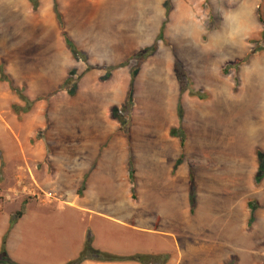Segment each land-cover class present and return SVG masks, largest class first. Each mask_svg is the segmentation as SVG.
Instances as JSON below:
<instances>
[{
	"label": "crops",
	"instance_id": "1",
	"mask_svg": "<svg viewBox=\"0 0 264 264\" xmlns=\"http://www.w3.org/2000/svg\"><path fill=\"white\" fill-rule=\"evenodd\" d=\"M56 1L63 25L54 10L55 0H37L36 10L32 0H0V65H4L14 84L24 89L28 98L39 99L19 122L11 104L23 102L13 95L9 84L0 79V134L9 136L16 143L10 155L11 161L14 157L21 161L24 209L12 228L9 227L14 214H0L3 219L0 249L8 233L7 252L16 264H66L79 255L82 244L78 242L74 246L68 238L62 242V250L44 262L30 261L16 251L35 236V228L49 231L53 227L63 230V227L71 226V213H66L60 203L88 218L96 213L109 218L114 215L126 217L127 214L135 218L146 203L151 214L146 213L145 218H155L158 224L164 218L190 221L197 216L198 209L196 199L194 206L191 203V179L197 195V187L201 192L206 187L213 188L216 180L222 177L214 173L213 166L217 165L214 162L202 169L206 164L190 157L191 148L198 144V137L195 144L192 143L194 129L209 117L224 115L228 121L227 114L238 106L247 110L249 105L251 108L259 105L262 114L257 116L250 132L254 136L256 131H264V52L253 56L238 69L233 67L235 70H229L228 74L223 73V64L233 60L230 56L222 59L219 55L214 65L196 74L188 70L173 43L175 36L172 38L168 33L169 26L176 28L181 48L187 43H196L207 51L218 50L219 54L223 47H230L232 43L237 45L241 36L244 54L238 59L245 58L251 50L248 38L262 30L257 21L259 0H229L233 4L224 13V33L219 24L208 34L202 28L206 12L201 3L198 2L196 8L177 5L167 17L165 0H155L153 20L158 23L155 37L153 33H147L153 0L143 4L139 1L133 8L128 4L131 0ZM219 4L221 0H214V13L222 12L218 10ZM129 20L132 29L126 26ZM163 25L164 40L158 42L156 52L141 64L134 79V103L126 131L111 114V109L122 107L127 99L131 68L136 62L133 55L152 46ZM126 28L129 29L127 38ZM63 32L86 53V62L74 58ZM176 62H180L188 79L185 90H182L175 70ZM88 65L93 68L87 70ZM71 71L76 78L73 95L61 89ZM140 88L143 93L138 92ZM64 106L70 109L68 118L72 125H79L80 130L87 133L85 136L92 139L81 151L92 156L84 165L80 161L77 168L70 170L61 164L54 165L55 158L50 152L53 122L56 118H67L61 113ZM40 131L44 132L43 138L31 144V139ZM258 150L264 152V138L255 140L250 150L251 167L246 180L249 192L243 196L247 199L242 204L249 212L247 217L251 209L246 204L264 185V179L258 185L255 183ZM0 161L2 169V156ZM131 164L135 170L134 179L131 178ZM59 168L64 170L59 171ZM82 185L84 189L79 194ZM257 201L264 207V203ZM109 212L113 216L108 215ZM65 215L67 219L59 220L58 217ZM85 235L83 230L82 237ZM146 253L153 251L149 249ZM81 264L140 263L85 260Z\"/></svg>",
	"mask_w": 264,
	"mask_h": 264
},
{
	"label": "rangeland",
	"instance_id": "2",
	"mask_svg": "<svg viewBox=\"0 0 264 264\" xmlns=\"http://www.w3.org/2000/svg\"><path fill=\"white\" fill-rule=\"evenodd\" d=\"M139 1L143 4L144 2L150 3L152 0H131L128 4L131 8L137 7ZM168 1L171 10L177 8V5L186 4L196 8L197 3H201L206 12V22L202 28L204 33L207 34L213 32L219 24L222 25L224 33L226 24L223 19L224 13L227 12V7L233 4L230 3L231 0H221L218 10L222 12L215 11L214 13V0H165L166 9ZM155 5L156 1L153 0L149 16V18L152 16L149 25L150 31L147 32L153 33V37L158 31L157 20L156 23L153 20ZM260 5L264 13V0L258 1L257 10ZM257 21L260 23L259 19ZM260 24L262 30L255 32L248 38L251 50L242 59H238L244 54L242 52L243 42L241 36H239L237 45L232 43L230 47H223L222 52L219 54L218 50L207 51L196 43H187L185 47L181 48V42L177 39L176 28L169 26L168 33L172 38L175 36L173 41L175 48L179 55L183 56L186 67L191 73H203L207 68L214 65L216 58L221 55L222 59L230 56L233 60V63L223 64V73L228 74L229 70L238 69L243 63L249 62L253 56L264 52V25ZM126 26L132 29V21L129 20ZM128 32L129 29L126 28L124 32L126 38ZM178 37L180 38L179 35ZM159 41H157V47ZM259 47H263V49L258 50ZM212 51H215V54L206 53ZM241 60H243L242 64L238 67L234 66L237 61ZM262 81L264 82V80ZM138 92L143 93V88H140ZM12 93L19 98L16 93ZM23 94L25 95L24 89ZM30 100L33 101V104L28 112L33 109L35 102L39 99ZM22 102L23 104H12L25 107L26 102ZM12 104L11 110L17 116V120L21 122L22 116L26 113L16 114L12 109ZM248 108L246 110V107L238 106L237 109L227 114L228 121H225L224 115L220 118L217 116L203 119L200 126L194 129L192 143L194 145L195 138L198 137V144L191 148L190 157L195 160H202L206 164L202 166V169H206L208 164L214 162L217 164L213 166L214 173L222 177H220V180H216L217 183L214 184L213 188L209 186L201 192L197 187V195L194 194L195 203L198 207L197 216L190 218V221H186L185 218L183 222L178 218L172 220L164 218L158 224L155 218H145L146 213L151 214L150 206L146 203L138 211L135 218L128 214L126 217L113 216L111 212L107 214L113 216L112 218L103 217L97 213L92 215V218H88L87 215L82 217L77 212L76 214L72 212L73 209H69L63 203H60L61 207L66 209V213H71V226L68 228L63 227V230H57L53 227L49 231L47 229L41 231L39 227L35 228L33 233L35 236L21 244L24 247L20 245L16 250L17 253L30 261L44 262L47 261L49 256L56 255V251L62 250V242L66 238L74 246L80 242L83 249L87 236L90 234L93 247L100 251L115 254H119L120 251L146 253L151 249L154 254H168L169 260L166 264H264V207L257 201L260 200L264 203V185L262 190L258 194L254 193V196H251V201L246 204L251 209L249 217L246 215L248 211L243 207L247 199H243V196L249 192L246 180L251 167V146L255 140L262 141L264 138L262 129L256 131L254 136H251L250 132L252 125L255 126L256 120L262 114L259 112L260 106L254 105L251 108V105H249ZM69 112V107L64 106L61 113L62 115L66 114L67 118H64V116V119L56 118L53 122V134H50L52 143L50 152L55 158L53 163L56 166L61 164L68 170L77 168L80 161H83L84 165V162L92 156L88 152L85 155L81 153L92 139L85 136L87 133L85 130H80L79 125H72L68 118ZM234 114H237L238 118ZM43 136L44 132L40 131L31 139V144L34 145ZM202 142H205V144ZM15 144L12 138L3 133L0 134V156H2L4 162V166L0 169L1 215L3 212L7 215L10 212L15 214L18 210H24L21 203V161L17 157H14V160L11 161L12 156L10 155L12 149L16 146ZM17 145L20 144L17 142ZM203 147H205L204 150ZM56 166L54 167L58 168ZM58 170L62 171L64 169L59 168ZM61 173L63 174V172ZM200 188L202 189V187ZM37 197L36 192L35 198ZM58 218L63 221L67 219V216ZM2 220L1 218L0 223ZM67 230L70 231L67 232ZM83 230L86 231L84 238L82 237ZM6 235L8 236V233Z\"/></svg>",
	"mask_w": 264,
	"mask_h": 264
},
{
	"label": "trees",
	"instance_id": "3",
	"mask_svg": "<svg viewBox=\"0 0 264 264\" xmlns=\"http://www.w3.org/2000/svg\"><path fill=\"white\" fill-rule=\"evenodd\" d=\"M32 1L34 4V9L36 10L38 7V2H37V0H32ZM54 10L56 12V15H57V18H58L60 24L63 25L62 15L59 11L58 3L56 0L54 3ZM170 11H171V5H170V2L168 1V3H167V17L169 15ZM257 14H258V19H259L260 23H262L264 25V13H263V9H262L261 5L258 7ZM165 24H166V21H165ZM163 29H164V25L162 27V30H161L159 36H158L157 41L158 40H164ZM63 36L65 38V42H66L68 48L72 52L74 58L77 60L81 59L84 62H86L87 61L86 53H84L83 51H80L76 47V45L70 39V37L68 36V34L66 32H63ZM157 41L152 46L145 47L133 55L132 59L136 60V62L131 68V82H130V86L128 89L127 99H126V101L122 107H119V108L113 107L111 109V114L115 118H117L122 123V125L125 126L126 131H128V125H129L128 117H129L131 108H132L133 103H134V79H135V77L139 71L141 64L149 56H151L152 54H154L156 52ZM261 49H263V47H259L258 50H261ZM242 63H243V60L237 61L236 64L235 65L233 64V65L238 67ZM91 68H93V66H91V65L87 66V70H89ZM175 70H176L177 76L179 78V81L181 83V88H182V90H185L188 79H187V76H186L180 62H176ZM74 76L75 75L72 71L69 72L67 79L65 80V82L61 86V89H65L70 95H73L75 93L76 78ZM0 79L3 82H8L11 91L16 93L19 96V98L22 101H25L27 104L25 107H22L18 104H12L13 111L16 114L27 113L30 110V108H31L30 106L33 104V101H31L26 95L23 94L22 88H20L14 84L12 78L6 72L3 64L0 65ZM235 82L237 84L239 83V79H238L237 75H235ZM191 94H194V93H191ZM257 155H258L259 168H258V171H257L256 176H255V183L258 185L264 179V152L261 150H258ZM130 171H131V178L134 179L135 170L132 167V164L130 167ZM83 189H84V185H82L80 187L79 194L82 193ZM194 192H195V183H194V180L192 178L191 179V203H192V206H194ZM22 214H23V210L21 209V210H18L13 215V217L11 218V221H10V227L9 228H12L16 224V222L22 216ZM6 238H7V235L4 236L2 246L0 249V263L16 264L15 262H13L11 260V258L9 257V254L7 252ZM85 260H92V261H96V262H137L140 264H166L167 261L169 260V256H168V254H165V253L154 254V253H138V252H136L133 254H127V255L125 254L124 255V254H115V253L100 251V250L93 247L92 237L90 236V234H88L86 243H85L83 249L80 251L79 255L75 259L68 261L66 264H81Z\"/></svg>",
	"mask_w": 264,
	"mask_h": 264
}]
</instances>
